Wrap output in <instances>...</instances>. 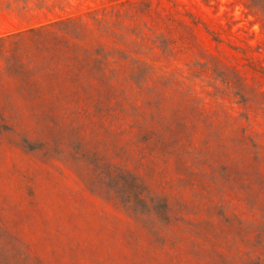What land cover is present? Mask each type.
<instances>
[{
	"label": "rangeland",
	"instance_id": "374dc122",
	"mask_svg": "<svg viewBox=\"0 0 264 264\" xmlns=\"http://www.w3.org/2000/svg\"><path fill=\"white\" fill-rule=\"evenodd\" d=\"M0 264H264V0H0Z\"/></svg>",
	"mask_w": 264,
	"mask_h": 264
}]
</instances>
